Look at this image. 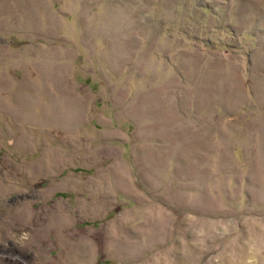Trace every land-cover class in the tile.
I'll return each instance as SVG.
<instances>
[{"label": "rangeland", "instance_id": "obj_1", "mask_svg": "<svg viewBox=\"0 0 264 264\" xmlns=\"http://www.w3.org/2000/svg\"><path fill=\"white\" fill-rule=\"evenodd\" d=\"M0 264H264V0H0Z\"/></svg>", "mask_w": 264, "mask_h": 264}]
</instances>
